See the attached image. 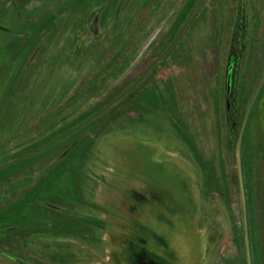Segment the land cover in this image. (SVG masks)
<instances>
[{"label":"rangeland","instance_id":"rangeland-1","mask_svg":"<svg viewBox=\"0 0 264 264\" xmlns=\"http://www.w3.org/2000/svg\"><path fill=\"white\" fill-rule=\"evenodd\" d=\"M174 148L189 172L175 167ZM150 169L180 187L197 175L200 218L219 219L210 264H249L246 219L253 264H264V0H0V264L35 262L32 241L96 244V225L81 217L98 216L119 180Z\"/></svg>","mask_w":264,"mask_h":264},{"label":"flooded vegetation","instance_id":"flooded-vegetation-1","mask_svg":"<svg viewBox=\"0 0 264 264\" xmlns=\"http://www.w3.org/2000/svg\"><path fill=\"white\" fill-rule=\"evenodd\" d=\"M174 11L171 10L165 18H168L172 13H177V10ZM98 15L101 16V12ZM95 17L96 13L93 14V20ZM144 48H141V50ZM229 75L232 76L231 73ZM119 79L122 81L124 78ZM144 80L145 78H140L131 90L125 93L126 97H131L130 103L141 97V93L145 88ZM117 85L118 82H113L109 93ZM237 85V79L232 76L231 92L228 99V78H226L225 101L227 114L225 115V129L229 140L234 132L230 113L236 109L237 103L233 99L234 97L238 98ZM137 88L143 90L137 92ZM117 101L113 102L111 106L120 104ZM229 103L231 104L230 108L228 107ZM202 108L205 111L208 110L206 106ZM84 112L87 111L84 110ZM247 125L246 123L241 129L240 151L243 150L247 136ZM228 145L231 146V143ZM237 147L239 149V143ZM174 149L178 152L174 156L178 159L175 167L181 169V171H188V168L185 167V165L189 166L185 155L179 154L182 150L179 148ZM169 174L150 169L145 171L143 175L138 174L135 181L119 180L116 191L107 193L110 205L98 200L97 206L101 210L99 215L81 217V219L96 225L98 234H92V238L95 236L96 244L89 246L82 237H76L77 240L64 238L58 241L55 239L32 241L31 250L29 251L32 254L27 255V258H31L30 260L35 259V262L19 258L13 263L210 264V260L204 256V253L206 254L208 250L210 252L211 240L213 241L211 234L213 235L215 230L217 236L218 230L216 227H218L219 219L214 218L213 225L208 226L206 220L204 223L203 217L200 218V199L198 197L200 183L195 173L192 172V176H190L192 182L185 181L186 184L183 187L179 186L177 177H172ZM101 176L104 179H109L105 172ZM3 261H5L4 264L11 263L10 259L7 258L1 260V262Z\"/></svg>","mask_w":264,"mask_h":264},{"label":"water","instance_id":"water-1","mask_svg":"<svg viewBox=\"0 0 264 264\" xmlns=\"http://www.w3.org/2000/svg\"><path fill=\"white\" fill-rule=\"evenodd\" d=\"M90 32L94 37H99L101 35L100 28H99V15L98 14L94 18V21L90 26ZM231 78H232V76L229 75V77H228V89H227L228 99L230 97V92H231ZM230 106H231V104L229 103L228 107L230 108ZM246 123H247V121H245L244 125ZM240 147H241V140L239 141V149H238L239 160H240ZM240 179H241V181L243 179V175H242L241 171H240ZM241 190H242V197H243V203H244V214L246 217L247 213H246V198H245L244 185H241ZM245 229H246L245 238H246V245H247L248 261H249V264H253L252 255H251V247H250L249 227H248L247 219L245 222Z\"/></svg>","mask_w":264,"mask_h":264},{"label":"trees","instance_id":"trees-1","mask_svg":"<svg viewBox=\"0 0 264 264\" xmlns=\"http://www.w3.org/2000/svg\"><path fill=\"white\" fill-rule=\"evenodd\" d=\"M173 16L170 15L168 18H163V20L160 22L159 26H157L159 29L166 26L167 23H169L170 19L172 18ZM151 41V40H150ZM155 41V40H154ZM152 47V46H151ZM137 58V57H136ZM135 57L130 59L129 60V64L127 65V67L124 69V71L122 72V74H120L121 76L119 78H124L126 77L130 71L133 69L134 65H137L138 61L140 59H138L134 64H131V62L135 61L136 59ZM132 65V66H131ZM232 123H233V119H232ZM226 141H228V144L231 143V146H229V149L231 150L230 152H234V149H235V135H234V132H233V136H231V139L229 140V137L226 135Z\"/></svg>","mask_w":264,"mask_h":264}]
</instances>
